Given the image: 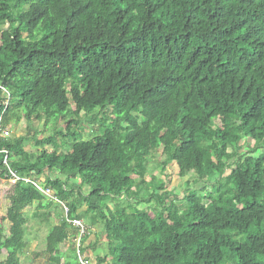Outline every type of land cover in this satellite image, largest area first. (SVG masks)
I'll return each instance as SVG.
<instances>
[{
  "label": "trees",
  "instance_id": "1",
  "mask_svg": "<svg viewBox=\"0 0 264 264\" xmlns=\"http://www.w3.org/2000/svg\"><path fill=\"white\" fill-rule=\"evenodd\" d=\"M34 120L55 128L40 150L0 142L29 180L0 154V264H26L24 211L52 205L42 264H91L100 237L95 264H264V0H0V126ZM160 149L210 192L146 183Z\"/></svg>",
  "mask_w": 264,
  "mask_h": 264
},
{
  "label": "rangeland",
  "instance_id": "2",
  "mask_svg": "<svg viewBox=\"0 0 264 264\" xmlns=\"http://www.w3.org/2000/svg\"><path fill=\"white\" fill-rule=\"evenodd\" d=\"M58 127H64V124H59ZM8 130L10 133V139H18V138H25L29 137V141H24L23 148L27 153H35L36 151L40 150L41 147H38L36 142L41 141L43 139H48L52 137L55 133V128H51V124L48 126H44V121L34 120L33 123L29 126L26 122H20L16 126L10 125L8 126ZM93 129L87 128L86 124L83 122L81 127L79 128V133H81L82 139L90 138V134ZM62 138H58L57 142L60 143ZM73 141V140H71ZM249 146L253 147V142L249 143ZM47 150L51 149V145H46L45 147ZM248 151V147L243 146L241 152L246 153ZM15 161L18 158L14 159ZM163 156L161 149L153 153V155L149 159L148 163V172L145 176L146 183H149L151 180H155L157 182L164 183V190L171 194V200H182L189 190H196L199 194L203 193V188H207V191L210 192L211 186H206L202 183H196V176L193 173H190L187 177L181 178L178 175V168L175 164H171L164 172L162 171V164ZM47 172H45L46 174ZM45 174L38 178L37 180L44 184L45 182ZM136 181L138 178L135 177ZM11 184L7 183L6 180H0V212L1 216H6V210L9 206L8 197L11 192ZM156 193L160 195L162 191L157 190ZM50 196H53V192L50 190L48 193ZM51 198V197H50ZM124 200V198H123ZM123 202V201H122ZM208 201H205L207 204ZM63 206V205H62ZM138 208L140 210L147 211L150 215H153L157 206L154 202L146 203L143 202L139 204ZM58 207L50 206L48 209H41L37 214H41L43 212H49L51 215V219L48 221H43L40 223L38 218L33 219L35 217L36 211L35 206L28 207L24 211V215L27 218L26 222V241L28 242V247L25 250V260L26 264H30V261H34L36 264L43 263V252L45 250V238L48 235L51 225L57 224V219L55 213L58 211ZM159 209V208H158ZM94 233H97V229L94 228L93 231L90 232L89 240L86 242L85 247L89 243H94ZM104 243L105 239L100 237V243L97 244V248L95 251H92L90 248H87L84 256L85 258L91 263L95 264L96 258L101 257L105 250H104ZM69 242L60 246V251L64 254L67 253L69 249ZM39 255V258L36 257ZM3 259H1L2 261Z\"/></svg>",
  "mask_w": 264,
  "mask_h": 264
},
{
  "label": "built area",
  "instance_id": "3",
  "mask_svg": "<svg viewBox=\"0 0 264 264\" xmlns=\"http://www.w3.org/2000/svg\"><path fill=\"white\" fill-rule=\"evenodd\" d=\"M10 137V133H9V130L8 129H2L1 126H0V142L2 139H5V138H9ZM0 154H3V165L5 167H7L8 169V172H9V175H10V183L11 184H16L18 181H26L28 182L29 180L28 179H21L14 171H12L9 167V154L7 151L5 150H0ZM40 189V188H39ZM41 190V189H40ZM42 192L48 196V197H51L48 193L50 192V190H42ZM65 211H67V209L65 208ZM72 224L79 227L80 230H81V235L85 233V228L82 224V222L78 221V220H74L72 221ZM79 243V242H78ZM79 247V245L77 246V248ZM80 262L81 264H87L86 262L82 261L80 259Z\"/></svg>",
  "mask_w": 264,
  "mask_h": 264
}]
</instances>
